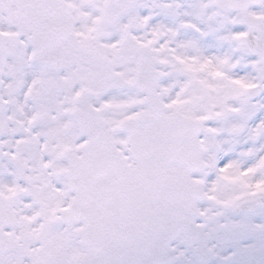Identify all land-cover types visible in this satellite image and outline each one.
Instances as JSON below:
<instances>
[{
    "label": "snow or ice",
    "instance_id": "6c2138e0",
    "mask_svg": "<svg viewBox=\"0 0 264 264\" xmlns=\"http://www.w3.org/2000/svg\"><path fill=\"white\" fill-rule=\"evenodd\" d=\"M0 264H264V0H0Z\"/></svg>",
    "mask_w": 264,
    "mask_h": 264
}]
</instances>
